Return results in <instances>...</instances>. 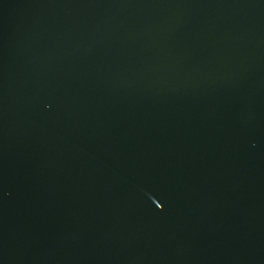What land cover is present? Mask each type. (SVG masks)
Here are the masks:
<instances>
[{
	"label": "water",
	"instance_id": "1",
	"mask_svg": "<svg viewBox=\"0 0 264 264\" xmlns=\"http://www.w3.org/2000/svg\"><path fill=\"white\" fill-rule=\"evenodd\" d=\"M0 264H264V0H0Z\"/></svg>",
	"mask_w": 264,
	"mask_h": 264
}]
</instances>
